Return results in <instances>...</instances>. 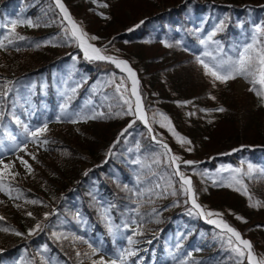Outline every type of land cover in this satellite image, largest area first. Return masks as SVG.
I'll list each match as a JSON object with an SVG mask.
<instances>
[{
	"label": "trees",
	"instance_id": "obj_1",
	"mask_svg": "<svg viewBox=\"0 0 264 264\" xmlns=\"http://www.w3.org/2000/svg\"><path fill=\"white\" fill-rule=\"evenodd\" d=\"M63 2L67 8H71V12L74 14L73 4L80 5L82 0H64ZM192 2H194L193 8L196 15L210 9L224 15L222 28L218 34L224 44L230 48L237 49L247 41L252 19L254 23L257 22L256 19H259L262 28H264V5L258 0H192ZM49 8L53 9L56 15H59L51 0H0V33L8 34V31L3 30V26L8 20H31L33 25L49 29L53 22L49 16ZM249 9L253 11L252 16L254 17L249 15ZM189 10L190 8L185 4L177 5V7L160 14H151L146 21L147 28L141 38L159 42L158 35L155 34L159 28L162 33L166 34L169 48L161 56L137 55L135 62L129 61L137 71L142 83L143 104L148 110L150 107H156L165 113L177 130L181 128L182 123L186 124L185 129H187L186 134L189 140L198 145V149L208 146L212 150L210 156L213 159L208 163L210 169H215L219 164L237 165L244 158L254 162L256 166L264 165V99L249 89L237 98L231 94L233 81H229L227 84L216 82L214 86L211 78L204 75L202 67L193 57L176 59L178 52L176 54L175 52L178 51V48L176 50L174 46L178 40L174 33L175 26H181L191 41H197L192 36L193 28L187 18ZM259 12L261 17H255ZM19 26L20 24H17L16 33L26 39L15 40L12 44H7L5 41L6 49L27 51L32 55L31 61L23 66L7 67L6 73L0 74V85L11 82L7 84L6 88L0 87V92H5V95L0 96V123L3 120H8L17 130L22 128L20 117L25 119V116L22 115V107L19 106L18 112L15 107L16 104H21L20 96L17 95L16 90L19 82L33 75H46L48 83L46 100L50 106L53 100L50 73L52 70L60 68L62 64L69 62V57L56 52L52 45L45 43L47 37L53 38L51 30L47 34L36 35L32 33L34 30L26 24L23 23L24 32L17 29ZM126 38L127 40L134 39L133 33L126 35ZM55 40L57 43H63L59 38ZM259 40H264V34L260 35ZM138 44L143 45L145 43ZM70 54H76V62L73 66L74 73L87 77V82H91L95 74L117 73V70L110 63L85 59L77 47L74 51H70ZM153 65L161 67L165 79H162L160 74L151 72L150 69ZM154 83H157L158 91L153 88ZM78 92L80 94L81 91ZM108 92L110 93V100L117 101L118 96L115 92L111 89H108ZM39 93L40 91L37 90V94ZM72 95L74 96V94ZM77 101L78 99L71 98L73 105L77 104ZM35 105L27 108L29 114L27 116L33 123H37V118L47 115L46 110L37 107V102ZM221 107L225 109L224 112L216 111ZM103 110L105 113L103 116H95L90 122L88 119H84L82 122V125L89 124L90 131L88 130V132L97 129V132L90 134V138L85 137L84 139L87 144L85 149L88 154L86 155L80 154L70 146L58 145L59 140L47 135L42 137L43 140L49 141L48 144H45V149L50 153H57L60 161L62 160L61 163L58 162L59 172L62 173V177L60 175L58 179L59 177L63 178L65 183L68 182V185L65 186L62 195L58 194L54 197L56 213L54 214V211L49 210L51 224L48 227L29 235L28 232H23L20 228L21 224L12 226L10 222L0 221V227L14 228L22 233V235L17 236L0 232L2 242L0 264H16L20 257L29 261V264H43V261L44 264H87L93 254L92 251L90 253L83 252L90 250V247H85L83 251L79 247H75L85 243L91 244L97 249V252L101 250L107 255H120L121 252L127 250L133 251L135 255H125L123 264H171V260L168 258V246H178V248L186 250L194 247L192 249L201 250L206 256L213 254L210 252L212 244L205 245V242L208 241L206 239L193 245L195 241L193 235L182 239L177 243L178 245H173L171 239L174 235L185 233L184 225L199 230L198 222L192 220L191 215L188 214L189 204L184 208L171 205L165 210L162 209L163 211L154 208L155 202H158V197L154 192L145 190L153 189L152 175L147 166L155 159L157 150L150 142L149 136L139 121H135L133 126L128 128V131L120 136L111 148L106 150L99 148V145L109 138L112 129L122 128L131 121V118L126 115H117L118 112L116 113L114 109L109 112L110 109L103 106ZM81 114L86 117L84 113ZM227 132H231V134L223 138ZM80 134L82 135V133ZM215 139L218 141L209 147ZM137 147L140 148V151L135 158L134 154ZM172 147L174 149V146ZM198 149L191 150L190 154L181 153V155L184 159H190L195 163L201 158L203 151L201 149L200 154ZM76 152L79 154L78 157ZM84 158L85 160H83ZM137 160L140 163H137ZM78 163L89 164V169L85 173L79 172ZM181 169L184 171L191 170L185 166H181ZM52 174H47L48 179H52ZM104 176L105 178L102 179ZM190 176L198 195L206 197L209 193L210 197L217 192H222L220 195L226 196L238 204V207L231 211L240 217L242 215L249 223L247 227L250 225L264 226L263 220L252 222L254 219L260 220L261 218L254 217L255 212L249 206L248 197L219 186H210L208 188L210 192H200L201 181L207 182L196 175ZM45 181L42 180V182ZM7 182L13 189L18 190V192L13 191L11 193L12 200L29 203L34 209L42 207L40 203H30V201L39 202L41 198L39 195L26 191L18 183L10 180ZM120 184L123 188H120ZM39 190L45 193L44 195L50 196L52 194V192H47V187H42ZM141 191H144L142 196L138 195ZM252 195H259V198L264 201V192L254 191ZM254 201L252 197V202L254 203ZM183 209L187 212L183 213ZM223 219L230 226L240 231L237 224L239 220H235L233 216L230 218L229 215H225ZM137 231L142 234L137 235ZM150 231L153 235H148ZM242 232L243 230L240 231V233ZM255 234H264V230H254L249 237L252 238ZM128 237H131L136 243L130 245ZM73 238L78 240V243L74 240L71 241ZM146 238L153 240L151 243L138 245V242ZM74 243L76 244L74 245ZM20 248H23L25 255H20ZM219 250V247H216L214 252L219 253ZM77 251L80 253L79 256ZM35 255L40 256L37 258ZM176 256L172 260H176Z\"/></svg>",
	"mask_w": 264,
	"mask_h": 264
},
{
	"label": "rangeland",
	"instance_id": "obj_2",
	"mask_svg": "<svg viewBox=\"0 0 264 264\" xmlns=\"http://www.w3.org/2000/svg\"><path fill=\"white\" fill-rule=\"evenodd\" d=\"M258 1L259 3L264 5V0ZM193 3L194 2H192V0H96V3H93V0H82V3L80 5L77 3L73 4L74 6L72 5L74 14H72L71 8L68 7V10L73 20L76 21L83 28V30L89 34V36L98 37L97 40L90 41V43L104 50V55L126 60L129 63V61L131 62V60L135 62V57L137 55L157 57L165 53V51L169 48V44L166 40V34H161V30L159 28H157V32H155V34H158V36L161 38L160 42H157V40L155 41L149 39L143 40L141 36L147 28L146 21L149 19L151 14H160L181 4H185V6L187 5L190 8L187 18L191 25L200 27L195 28L193 36H197L198 38H200V40L207 39L209 34L216 31V35L213 37V41H219L217 37V29L221 26V16L216 14L217 11L215 12L213 11V9L202 12L203 14L196 15L194 13ZM103 4H107L108 7H101L100 5ZM208 7L210 6L208 5ZM49 11V16L51 20H53L52 24H50L49 26V29H46L45 27H37L33 25V23L31 26L27 23L26 25L32 28V30H34V32L32 31V33L36 35H44L45 33H49V31L51 30L53 32V38L47 37L45 39V43L48 45L51 44L53 48H55L54 50H56V52L64 55L65 57H70L71 60L67 63L62 64L58 70H55L50 74V81L53 86L55 97L54 110H52L50 118L42 117L41 119H38L37 124L25 121L23 123V130L21 131L16 130L15 127H13L7 120L2 121V123L0 124V159H2L5 164L12 163L14 165L12 172L19 173V175L15 176V179H12V177H7L6 179L11 180L14 183H18L22 188L30 193L39 195L41 197L39 199V203L42 206L40 209H34L29 203L21 200H11L8 195L0 192V201H3V203H0V216L5 217V220L3 221L10 222L12 226H18V224H21L20 228L23 230V232L25 231L28 233L30 229H34L37 223L41 224L40 230L44 227H48L51 224V222L49 221V210L51 209V212H53L56 208L54 197L58 194H63L64 188L65 186L67 187L68 182L65 183V180L63 178L61 179L60 177L58 179V176L62 174L59 172L58 167V164L62 162V160L60 161L59 155L57 153H50L43 147V143H40V141H42L41 136L36 140V142H33L32 138L29 137L28 133L25 131L24 126L27 125L29 130H34L38 127L43 126V124L47 122L48 131L44 135H47L55 140H59L60 143L58 145L70 146L76 149L78 152L86 155L88 154L87 150L85 149V146L87 144L85 143L84 139L85 137H89L90 134H93L92 132H97V129H94L92 132H88L90 128L89 124H80L81 119L77 123L69 122L70 118H76L77 115L81 116L70 102L71 94L75 93L76 91L75 95L76 97H78V89H84L80 94L81 100L78 106L83 109L84 114L87 117H90L91 114L95 115L97 113H103L104 115L105 113L102 108L103 104H107L109 109L114 108L116 113H120L126 110L127 106L123 105V102L120 100L119 94L116 92V85L120 84L122 79L124 81L123 86L129 90L128 95L130 99L134 101V97L130 96L131 88L129 80L127 79L126 75H124L116 68L115 65L114 66L117 70V73L111 72L105 75L95 74L93 82L87 84L85 83V78L81 79L77 73H74L73 65L75 64L74 61H76V54H70V51H74L75 47L78 46V43L70 38V32L68 33V38H66L65 29H68L69 25L64 19L63 15L60 13L59 15H56L54 10L50 8ZM248 13H250L249 15H251V17H254L252 16L253 11L251 9L248 10ZM235 16L239 19L237 15ZM255 17L260 18L261 13H257ZM141 21H143V23H141ZM136 25L140 26L136 27ZM10 27V22L6 21L4 24V29L9 30ZM255 28L256 26L253 27L251 35L255 33ZM17 29L21 32H24L23 25L19 26V28ZM130 29L132 30L129 31ZM130 33H133L134 39L127 40L126 35ZM175 33L178 36L183 35V40L179 42L180 50L178 49V51L175 52V54L178 52V56L176 59L180 60L183 58H188L189 52L195 51L192 49L193 45L188 41V38L184 34V31H182L181 29H176ZM56 38H59L63 43H57L55 40ZM257 38H260V34H257ZM0 39H2L1 33ZM143 42L145 44H138ZM250 42L251 39L247 43ZM200 46L203 48V52L205 51L206 47L209 51H213L214 53L217 49V45L212 41H209L207 46L200 43ZM219 46L222 48V50H227V54H232L233 56L236 54L237 50H240L243 47V45H240L237 50H230L222 46L221 42ZM174 48L177 50L176 45L174 46ZM78 50L79 52L81 51L79 47ZM80 53L83 55L82 51ZM226 53L222 52L223 55H227ZM198 55L202 56V53H197V56ZM31 56V54L24 50L0 49V74L4 75L6 73L7 67H15L17 65L23 66L25 64H28V62L30 63L32 58ZM130 66L136 73L137 79L139 80V92L141 94V80L135 68L131 64ZM150 70L151 72L160 74L161 78L165 79L161 67L153 65ZM22 82L23 84L17 87L21 102V104L18 105L26 109V111L22 112L24 115H27V106L29 105V103H32L33 99H35L34 90L36 89L37 85L40 89V106L44 107L46 98V78L44 77V75L39 74L36 76L27 77ZM250 86L251 85L242 78H237L233 80L231 94L238 98L243 93H245L250 88ZM107 88L113 90V92H115V94L118 96L117 102H114V104H112V101L107 98V95H104L105 89L108 91ZM153 88L158 91L157 83L153 84ZM73 89H75V91H73ZM20 93H22V97ZM15 107L17 108V104ZM143 107L144 109H146V113L149 117L150 122L154 113H163L156 107H150V110L145 108L144 104ZM62 109L66 113L65 115H61ZM103 115L97 116L101 117ZM58 116L61 117L59 122H57ZM126 116L130 117L131 121L122 128L117 127L112 129L109 134V138L99 145L100 149L106 150L111 148L121 136L120 133L125 128H127L126 126H128V124L131 123L134 119L136 120V118L131 115ZM156 119L157 121H159V116H157ZM180 126L181 128L177 130V128L173 125L176 132L189 140V137L186 134L187 129H185L186 124L182 123ZM152 127L154 130L152 134H149L148 130H145V133H147V135L149 136L148 138L150 139L151 143H154V147L156 148L157 152L154 156L155 159L152 163L148 164L147 167L152 175L153 192L161 193L159 197L156 195L158 197V202H155L154 208L157 210L159 209L163 211L162 209L165 210L166 208H168V206L171 205L184 208L188 203H185L187 198L179 191V179L177 178V176L172 175V173L174 172V167L169 166L170 162L168 161L167 156L163 155V150L161 149L160 145L155 144V141L152 139V135H156L158 140H161L164 143L168 144L172 154L182 158V160L180 161L181 166H185L186 168L191 169L185 171L181 169V171L183 170L186 175H196L198 178L204 179L207 182L203 183V181H201L202 183L199 187L200 192H210L208 190L210 186H218L213 184L214 180H216L217 182L221 180L226 181L231 175H235V173L231 172L230 170L222 171V169H228L229 167L232 169L240 168L243 172H246L247 165L249 163L254 165L257 169H264V165L260 164L259 166H256L254 162L244 158L240 160V163L237 165L219 164L215 169L212 170L207 167L208 163L213 159V157L210 156L212 150L208 148V146H204L203 148L200 147L198 149V145H195L192 142L190 145H181L177 142L176 138L173 137V135L167 130V128H161L158 122L153 123ZM80 133H82V135ZM230 134L231 132L225 133L223 135V138L228 137ZM216 141L218 140L215 139L209 145V147L216 143ZM25 142H27L28 144L26 151H20L19 148L15 147V145ZM172 146H174V149ZM189 148L191 150L198 149L200 154L201 149H203L201 158H199L191 166L185 165L183 161L192 160L184 159L181 155V153L190 154L191 151L187 150ZM138 151H140L139 147H137V149L135 150V158L138 155ZM33 156L35 157V159H33ZM17 157H22L24 160L28 161V164L31 165V173H29L27 169L23 165H21ZM157 160H159V163L155 162ZM77 166L79 172L85 173L87 168L89 167V164L78 163ZM201 173H206V175H201ZM47 174H52V179H48ZM190 175L188 176L191 178ZM162 177L164 179H162ZM169 178L171 179L173 185L177 190V195H171V189H168L167 195L163 194L164 188L167 187L166 180ZM243 179L248 186L249 194L253 197V200L264 203V201L259 198V195H252V192L254 191L264 192V174L257 172L254 174V178L250 179L247 176H244ZM42 180L46 181L42 182ZM157 183L161 184V188H155V185ZM42 187H47V192H52V194H50V196L44 195L45 193L39 190L42 189ZM219 187L227 188L232 192L240 194V192L234 191L232 188L223 186ZM221 193L222 192H217L210 197L209 193H207L208 196L206 197H202L201 195L197 194L198 203H200L208 210L222 213V219L225 215H229L230 218H232L233 216L235 220H238L236 217L239 215H236L231 211L234 210V208L236 209L238 207V204L235 201L228 199L226 196L220 195ZM212 199L214 201L213 203ZM252 209H254L255 212L254 217L261 218L260 220L254 219L252 222H261L263 220L264 225V207H252ZM182 211L183 213L187 212L184 211V209ZM29 212L32 213V216H29L27 214ZM45 214H48L47 219L44 218ZM196 216L197 217L191 215L192 220L197 221L200 226L199 233L194 234V230H192V227L184 225L185 233H183L181 236L178 235L175 238L176 241H179L180 238L183 239V235L187 236L188 234H192L195 237L196 241H200L201 239L205 240L207 237L208 241L205 242V245L212 244L211 247L213 251L216 247H219L220 252L214 253L209 257H206V255H204V252L202 251L190 252V254H187V252H179L177 261L172 262V264H204L208 261H212V264H236L237 257L234 253L231 252L230 247L227 244V237L223 236L222 238L220 229L216 228L213 224L206 222L204 218L198 215ZM211 218L216 219V217ZM243 220L246 221L244 218ZM237 224L239 225L240 231L243 230V232L241 233L242 237L251 241L254 252L257 254V256H264V234H255L252 238L249 237V235L253 233L254 230H264V226L250 225L249 227H247L249 223L247 221L242 222L241 220L237 221ZM148 235H152V232L150 231ZM150 241L151 238H146L145 240L138 242V245ZM75 242L78 243V240ZM76 243H74V245ZM75 247H79V249H82V251L83 249H85V246H83L82 244H78ZM212 249L210 250V252H212ZM1 250L2 242L0 236V251ZM19 251L24 252L22 248H20ZM172 251L176 252L175 248H173ZM77 253H79V251H77ZM83 253H90V250ZM101 256H103L101 255V253L95 254L90 258V261L87 264H93L94 260L99 261ZM27 263L28 262H26V264ZM18 264L24 263L18 262ZM117 264L121 263L117 260ZM244 264H247L246 260L244 261Z\"/></svg>",
	"mask_w": 264,
	"mask_h": 264
},
{
	"label": "snow or ice",
	"instance_id": "obj_3",
	"mask_svg": "<svg viewBox=\"0 0 264 264\" xmlns=\"http://www.w3.org/2000/svg\"><path fill=\"white\" fill-rule=\"evenodd\" d=\"M93 3H96V0H93ZM56 6L60 9L61 13L63 14L64 19L67 21L69 28L65 29L66 38H68V33L70 32V38L75 40L78 43V47L84 52L85 59L90 61L97 60V61H107L113 63L116 68L120 69L121 72L127 73L128 80L131 81V92L130 96L135 97L133 101L130 99L128 95V89L125 88L123 79L121 80L120 84L116 85V92L120 96V100L123 102V105H126V110L117 115H131L136 118V120L141 121L144 126L147 128L148 133H153V123H159L161 128H167V130L176 138L177 142L181 145H190L191 141L187 138L181 136L178 132H176L175 128L172 125V122L169 117H167L163 113H154L151 119L146 113V110L143 107L141 94L139 92V80L137 79L136 73L133 69L129 66V63L126 60L118 59L116 57L107 56L102 54L104 50L101 48L95 47L90 41H95L98 39L96 36H89L87 32L83 30V28L73 20L71 15L68 12V9L64 6L61 0H55ZM101 7H108L107 4L100 5ZM107 18V17H105ZM27 23L28 25H32L31 20H12L10 22L11 27L9 28L8 34L4 35L3 39H0V49L6 50L7 44L14 43L15 40H24L26 39L22 35H18L16 33L17 24ZM143 23V21H141ZM140 25H136L139 27ZM222 25L217 29V31L221 30ZM130 29L129 31H131ZM257 34H264V28L257 26L255 28V33L251 37V42L246 43L243 45L242 49L237 50L235 56L231 55H223L222 48L219 46V41H213V37L216 35V31L212 32L208 35L207 39H201L200 43L202 45L207 46L209 41H212L217 45V49L215 53L213 51H209L207 47L205 51L202 53V56L198 55L196 57V62L202 67L204 71V75L210 77L213 85L215 86L216 82L221 84H227L229 81L235 80L237 78H242L248 84L251 85L249 91L254 92L258 97L264 99V40H259L257 38ZM39 46V45H38ZM19 50V49H17ZM203 57V58H202ZM11 82H5L4 85H0V87H7V84ZM123 89V90H122ZM10 90V89H9ZM75 91V89H73ZM5 95V92H0V96ZM212 99H215L212 97ZM218 112H224L225 109L223 107L216 109ZM66 113L62 109L61 115H65ZM95 115H103V113H97ZM94 116L91 117H82L77 115L76 118H70L69 122L77 123L80 119H94ZM157 116H159V121H157ZM61 117H57V122H59ZM19 122V121H17ZM135 120L128 124L127 128H125L120 135L123 136L125 132L128 131V128H131ZM25 131L28 133V136L32 138L33 142L44 135L48 131V123L45 122L43 126L38 127L34 130H29L28 126L25 125ZM152 139L160 145L161 149L163 150V155L167 156L170 167H174V172L172 175L179 177V184L180 189L179 191L187 198L185 203L190 202L191 208L189 209V215H198L206 220V222L215 225L216 228L221 230L222 238L223 236L227 237V244L230 247L232 253L235 254L237 257L236 264H244V261H247V264H264V256H257L254 252L253 245L251 241L243 239L242 234L235 229L234 227L230 226L227 222L222 219V213L214 212L212 210L206 209L200 203H198L197 193L194 189L193 182L191 178L186 175L183 171H181V164L180 161L182 160L181 157L176 156L171 153V149L169 148L168 144L163 143L161 140L157 139L156 135H152ZM40 143L48 144L49 141L44 139L40 141ZM15 147L19 148L20 151H26L28 144L27 142L22 144H17ZM191 151V149H187ZM19 159L21 165H23L29 173H31V165L28 164V161L24 160L22 157H17ZM33 159L35 157L33 156ZM140 163L139 160L136 161ZM159 163V160L155 161ZM185 165L191 166L194 164L193 161H183ZM0 192L8 195L9 198L11 197V193L13 191H17L13 189L10 183H6L7 177H12L15 179L16 175L19 173H13L12 169L14 165L12 163L5 164L2 159H0ZM231 171L235 173V175H231L226 181L221 180L217 182L216 180L213 181L214 185L229 187L232 188L234 191L240 192L241 195H245L248 197L250 207H264V203L260 201L252 202V196L249 194L248 186L244 182L243 177L247 176L248 178H254V174L260 172L264 174V169H257L254 165L249 163L247 165V171L243 172L240 168H228L222 169V171ZM195 174V173H194ZM201 175H206V173H201ZM162 179H164L162 177ZM167 187L164 188L163 194H168V189H171V195H177V190L173 185L171 179L166 180ZM155 188H161V184L157 183ZM145 191L153 192V189H147ZM158 197L161 193H154ZM138 195H144V191L138 193ZM17 198H19L17 196ZM3 203V201H0ZM30 203L36 204L39 203L38 201H30ZM29 216H32V213H27ZM211 217H216V219H210ZM45 219L48 218V214H45ZM238 220L242 222H246L243 220L242 217L237 216ZM5 220V217L0 216V221ZM135 223V221H133ZM41 224L37 223L34 229L29 230V235L34 234V231L40 230ZM0 232L10 233L17 236L22 235V233L16 231L14 228L9 227H0ZM137 235L142 234L139 231L136 233ZM53 235H56L53 233ZM128 243L134 244V241L131 237H128ZM89 247L92 249V254L95 255L97 253V249L94 248L91 244ZM79 256L80 253H77ZM125 255L131 256L135 255V253L131 250H127L126 252H121L118 258L111 259L110 261H106L103 256L100 257L99 261H93V264H117V259L123 264Z\"/></svg>",
	"mask_w": 264,
	"mask_h": 264
},
{
	"label": "bare ground",
	"instance_id": "obj_4",
	"mask_svg": "<svg viewBox=\"0 0 264 264\" xmlns=\"http://www.w3.org/2000/svg\"><path fill=\"white\" fill-rule=\"evenodd\" d=\"M29 1V0H28ZM52 1H54L55 2V0H52ZM62 1H64V0H61V2ZM25 2H27V1H25ZM26 4V3H25ZM64 4V3H63ZM68 4V3H67ZM64 6H65V4H64ZM60 10V9H59ZM30 34V33H29ZM35 36V35H34ZM29 39H30V36H29ZM28 39V40H29ZM32 42V41H31ZM29 43H30V41H29ZM94 45V44H93ZM95 47H96V45H94ZM34 47V46H33ZM32 48V47H31ZM82 51V50H81ZM30 52V51H29ZM82 53H83V55H84V52L82 51ZM103 54V53H102ZM36 60V59H35ZM118 69V68H117ZM119 71H120V69H118ZM124 75H126V77H127V73H125V72H122ZM129 83H130V88H131V81L129 80ZM134 100H135V97H134ZM146 110V109H145ZM135 120V119H134ZM139 121V120H138ZM141 124H142V127L145 129L146 127L144 126V124L141 122V121H139ZM90 138V137H89ZM90 140V139H89ZM88 141V140H87ZM91 142V141H90ZM90 142H88V143H90ZM248 143V142H247ZM93 144V143H92ZM91 144V145H92ZM88 145H90V144H88ZM237 145V144H236ZM240 145H241V143H240ZM243 145V144H242ZM247 145V144H246ZM95 146V145H94ZM90 147V146H89ZM237 147V146H236ZM95 150V149H94ZM97 150V149H96ZM88 151H89V149H88ZM92 151V150H91ZM99 151V150H98ZM98 151H97V154H98ZM92 152H94V151H92ZM91 152V153H92ZM238 152V151H237ZM77 153V152H76ZM222 153V152H221ZM73 154V153H72ZM78 154V153H77ZM81 154V153H80ZM216 154V153H215ZM74 156V155H73ZM79 156V154L77 155V157ZM82 156V155H81ZM229 157V156H228ZM72 158V157H71ZM82 158V157H81ZM223 159V158H222ZM75 160H77L76 158H75ZM82 160V159H81ZM83 160H85V158L83 159ZM109 160H111V159H109ZM227 160V159H226ZM115 161V160H114ZM113 161V162H114ZM73 162H75V161H73ZM111 163H112V161H110ZM223 163V162H222ZM227 163V162H226ZM103 164V163H102ZM112 164H114V163H112ZM111 164V165H112ZM98 165H99V162H98ZM127 165V164H126ZM116 166V165H115ZM130 167V166H129ZM208 167V166H207ZM139 168V167H138ZM105 169V168H104ZM125 170H126V167H125ZM100 172H101V170H100ZM102 173V172H101ZM126 173V172H125ZM139 173V172H138ZM103 174L105 175V173L103 172ZM101 174L99 173V176H100ZM138 175V174H137ZM140 175V174H139ZM126 176V175H125ZM124 176V177H125ZM134 176V175H133ZM126 177H128V176H126ZM105 178V176L104 177H102V179H104ZM133 178V177H132ZM111 179V178H110ZM123 179V178H122ZM112 180V179H111ZM130 180V179H129ZM104 181V180H103ZM141 181V180H140ZM105 182V181H104ZM106 182H108L107 180H106ZM110 182V181H109ZM117 182V181H116ZM122 182V181H121ZM111 183V182H110ZM114 183H115V181H114ZM109 184V183H108ZM108 184H105V185H108ZM113 184V183H112ZM112 184H111V186H112ZM123 184V183H122ZM105 185H103L104 187H105ZM110 186V187H111ZM123 186H126V185H123ZM109 187V186H108ZM109 187V188H110ZM119 187V186H118ZM120 188H123V187H121V184H120ZM110 190V189H109ZM114 194V193H113ZM116 195V194H115ZM114 197H117V196H114ZM110 198V197H109ZM118 198V197H117ZM116 198V199H117ZM103 200V199H102ZM117 201V200H116ZM119 201V200H118ZM119 203V202H118ZM116 205V204H115ZM112 206H114V205H112ZM116 207V206H115ZM106 208V207H105ZM107 209V208H106ZM111 209V208H110ZM110 209H109V211H110ZM116 209L114 208V211H115ZM108 212V211H107ZM215 226V225H214ZM37 231H39V230H37ZM36 232V231H35ZM34 232V233H35ZM39 234H41V233H39ZM38 234V235H39ZM36 242V241H35ZM34 244H36V243H34ZM35 253H37V252H35ZM39 254V253H38ZM35 256H37V255H35ZM40 255H38L37 256V258L39 257ZM41 257H42V255H41ZM38 260H40V259H38ZM42 260V259H41ZM43 261V260H42ZM41 263V262H40ZM45 263H47V262H45ZM43 264H44V261H43Z\"/></svg>",
	"mask_w": 264,
	"mask_h": 264
}]
</instances>
